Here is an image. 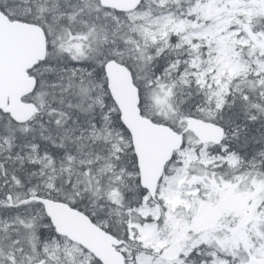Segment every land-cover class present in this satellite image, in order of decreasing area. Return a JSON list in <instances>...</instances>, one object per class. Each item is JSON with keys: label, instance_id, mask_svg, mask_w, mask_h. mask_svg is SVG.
Segmentation results:
<instances>
[{"label": "snow or ice", "instance_id": "6c2138e0", "mask_svg": "<svg viewBox=\"0 0 264 264\" xmlns=\"http://www.w3.org/2000/svg\"><path fill=\"white\" fill-rule=\"evenodd\" d=\"M0 264H264V0H0Z\"/></svg>", "mask_w": 264, "mask_h": 264}]
</instances>
